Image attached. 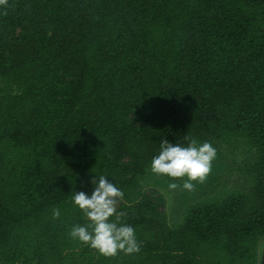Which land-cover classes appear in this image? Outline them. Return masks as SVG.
Here are the masks:
<instances>
[{
    "label": "trees",
    "instance_id": "trees-1",
    "mask_svg": "<svg viewBox=\"0 0 264 264\" xmlns=\"http://www.w3.org/2000/svg\"><path fill=\"white\" fill-rule=\"evenodd\" d=\"M0 15V264H259L264 244V0H9ZM239 143L247 188L171 226L143 181L160 144ZM105 175L141 250L73 240ZM173 181L167 176H162ZM53 208L60 209L53 219ZM113 220L115 217L112 218ZM91 230V229H89Z\"/></svg>",
    "mask_w": 264,
    "mask_h": 264
},
{
    "label": "clouds",
    "instance_id": "clouds-1",
    "mask_svg": "<svg viewBox=\"0 0 264 264\" xmlns=\"http://www.w3.org/2000/svg\"><path fill=\"white\" fill-rule=\"evenodd\" d=\"M9 6V0H0V15H7ZM184 139L188 141L187 146L163 140L159 154L152 158L151 171L156 175L167 176L173 181L183 179L182 187L192 191L196 183H204L210 174L216 149L210 142L198 144L196 139L188 136ZM92 183L95 189L91 197L83 191L76 192L73 196V203L90 223L85 226H73L70 237L106 258L115 257L120 253H139L141 246L136 239L135 229L121 223L125 214L117 212V205L124 198L123 191L109 182L105 175L96 176ZM180 186L175 182L169 184L172 190ZM60 215V209L53 208V219H59Z\"/></svg>",
    "mask_w": 264,
    "mask_h": 264
},
{
    "label": "rangeland",
    "instance_id": "rangeland-1",
    "mask_svg": "<svg viewBox=\"0 0 264 264\" xmlns=\"http://www.w3.org/2000/svg\"><path fill=\"white\" fill-rule=\"evenodd\" d=\"M210 143L216 149V157L212 162L211 172L207 176L205 182L196 183L195 189L192 191L182 187L184 182L183 179L171 181L152 173L151 167L147 169L143 186L146 190H154L159 195L163 196L165 201L163 210L171 226L181 222L182 212L186 206L194 203L204 195H210L219 191L223 185L241 189H246L248 186L239 167L244 163L246 157L253 155L254 150H250L248 146L241 143L235 146H225L217 141H212ZM172 182L181 186L172 190L169 188V184ZM81 191L89 197L92 195V187L85 183L80 184L78 192Z\"/></svg>",
    "mask_w": 264,
    "mask_h": 264
},
{
    "label": "water",
    "instance_id": "water-1",
    "mask_svg": "<svg viewBox=\"0 0 264 264\" xmlns=\"http://www.w3.org/2000/svg\"><path fill=\"white\" fill-rule=\"evenodd\" d=\"M259 264H264V249L261 251Z\"/></svg>",
    "mask_w": 264,
    "mask_h": 264
},
{
    "label": "flooded vegetation",
    "instance_id": "flooded-vegetation-1",
    "mask_svg": "<svg viewBox=\"0 0 264 264\" xmlns=\"http://www.w3.org/2000/svg\"><path fill=\"white\" fill-rule=\"evenodd\" d=\"M264 249V244L262 245V247H261V251Z\"/></svg>",
    "mask_w": 264,
    "mask_h": 264
}]
</instances>
